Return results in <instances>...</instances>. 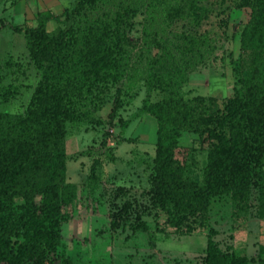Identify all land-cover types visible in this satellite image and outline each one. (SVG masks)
I'll return each mask as SVG.
<instances>
[{
  "label": "rangeland",
  "instance_id": "1",
  "mask_svg": "<svg viewBox=\"0 0 264 264\" xmlns=\"http://www.w3.org/2000/svg\"><path fill=\"white\" fill-rule=\"evenodd\" d=\"M258 1L0 0V111L18 131L27 127L19 136L36 141L39 125L28 116L38 91L56 85L97 95L67 123L61 145L67 182L78 187L63 225L73 264H203L210 241L225 252L258 256L264 208L257 189L246 204L231 194L213 198L206 225L194 231L175 227L148 195L157 163L171 155L185 158L187 177L204 185L214 142L205 131L264 70ZM43 12L62 21H47L48 31L78 28L58 71L29 58L25 30L38 26ZM117 28L126 35L99 45ZM109 51L119 61L112 68L102 60ZM95 61L103 68L89 82L85 71ZM127 200L136 211L114 228L113 212ZM140 209L147 231L131 229Z\"/></svg>",
  "mask_w": 264,
  "mask_h": 264
},
{
  "label": "trees",
  "instance_id": "2",
  "mask_svg": "<svg viewBox=\"0 0 264 264\" xmlns=\"http://www.w3.org/2000/svg\"><path fill=\"white\" fill-rule=\"evenodd\" d=\"M258 8L259 23L264 25V0L258 1ZM41 15L46 18H40L38 26L25 30L29 58L38 67L58 71L65 50L78 36V28L72 25L48 31L46 22L51 19L62 22L61 18L50 12ZM179 15L177 11L170 18ZM125 35L118 28L109 30L99 37L98 43ZM109 52L102 60L105 67L112 68L119 61L115 51ZM99 53L93 48L91 57ZM102 68L100 61H95L93 68L85 71L86 79L89 82L95 79ZM71 93L68 88L56 85L36 93L28 116L39 125L38 131L35 130L36 141L19 136V133L27 136V127L18 131V127H12L10 116L0 111V264H73L64 252L63 225L69 220L65 209L76 200L78 187L67 182L61 145L67 135V123L76 121L87 99L97 95L86 94L80 88ZM27 122V118L21 120ZM205 132L214 142L204 185L187 177L186 159L174 155L162 158L151 176L148 195L152 206L161 208L178 229L185 226L194 231L204 227L211 200L225 194L246 204L252 190L257 189L264 208V70L254 72L246 97L231 98L216 126ZM120 191L126 195L124 188ZM133 203L127 200L113 212L114 228L122 220H126L125 224L130 222L129 215L136 211ZM130 225L133 231L148 230L141 209ZM263 253L261 246L257 259L239 256L210 241L203 264H264Z\"/></svg>",
  "mask_w": 264,
  "mask_h": 264
},
{
  "label": "crops",
  "instance_id": "3",
  "mask_svg": "<svg viewBox=\"0 0 264 264\" xmlns=\"http://www.w3.org/2000/svg\"><path fill=\"white\" fill-rule=\"evenodd\" d=\"M261 222V224L259 225L260 226V233H262L263 231H264V219L263 220H260ZM258 245H259V248H257L258 247ZM258 245H257V252H256V254L259 256V254H260V247L261 246H263L264 247V240L262 241V242H259L258 243ZM255 255V254H254ZM258 256H257V258H258ZM254 257H256V256H254ZM251 258V257H250ZM262 258L264 259V253L262 254Z\"/></svg>",
  "mask_w": 264,
  "mask_h": 264
}]
</instances>
